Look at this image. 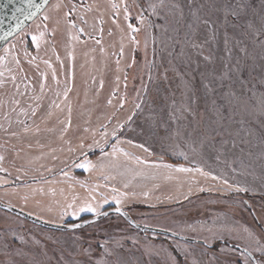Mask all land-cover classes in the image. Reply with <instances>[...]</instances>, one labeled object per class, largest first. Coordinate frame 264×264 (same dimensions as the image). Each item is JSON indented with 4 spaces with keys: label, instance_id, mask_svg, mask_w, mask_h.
<instances>
[{
    "label": "rangeland",
    "instance_id": "374dc122",
    "mask_svg": "<svg viewBox=\"0 0 264 264\" xmlns=\"http://www.w3.org/2000/svg\"><path fill=\"white\" fill-rule=\"evenodd\" d=\"M1 47L0 264H264V0H49ZM114 206L195 240L13 210Z\"/></svg>",
    "mask_w": 264,
    "mask_h": 264
},
{
    "label": "water",
    "instance_id": "95a60500",
    "mask_svg": "<svg viewBox=\"0 0 264 264\" xmlns=\"http://www.w3.org/2000/svg\"><path fill=\"white\" fill-rule=\"evenodd\" d=\"M49 0H32V3L29 4L27 0H0V47L8 41L11 36H14L17 32H19L23 27L27 25V23H30L40 12L45 8ZM77 26L82 28L78 23H76ZM9 33H11L9 35ZM1 201V200H0ZM117 207H111L108 209H105L97 214L83 217L77 221L73 222H52L45 219H41L40 217H37L35 215L29 214L26 211L20 209V208H13V210L18 213L21 216L26 217L28 220H32L41 226L46 227H52V228H59V229H70L82 226L88 222L94 221L104 215L107 212L114 211L116 212ZM121 211L119 212L120 216H123L130 224L135 226L136 228L144 231V230H156L163 232L164 234H171L177 237L186 238L189 239L190 237L176 234L174 232H171L169 230H165L160 227H155L151 225H145L142 223H139L135 219H133L131 216H129V213L122 207H119ZM190 240H195V238H190ZM201 240V239H200ZM203 241V240H202ZM241 250L247 253V255L251 258L254 264H257V261L255 260L256 257L254 254L244 246H239Z\"/></svg>",
    "mask_w": 264,
    "mask_h": 264
},
{
    "label": "snow or ice",
    "instance_id": "6c2138e0",
    "mask_svg": "<svg viewBox=\"0 0 264 264\" xmlns=\"http://www.w3.org/2000/svg\"><path fill=\"white\" fill-rule=\"evenodd\" d=\"M27 2H28L29 4H31V3H32V0H27ZM57 7H59V5H57ZM113 7L116 8L117 5L113 4ZM151 7L153 8V10H155V6H154V5H152ZM75 11H76L75 6L71 7L70 10H69V12L66 13V16H67V17H70V16L72 15V13L75 12ZM125 18H126V19L128 18V10H127V7H125ZM45 19H48V17H45ZM68 23H69L70 25H72L73 27L75 26L74 22H73L71 19L68 20ZM129 28L131 29V31H132L133 33L139 30V29H137L136 27H134V26L131 25V24H129ZM79 31H80V32H83L84 29H83V28H80ZM10 34H11V33H9V35H10ZM43 36H44V33L41 32L40 35H39V37H38V36H35V35L32 37V41H33V43L36 44L37 48H39V46H40L39 41H40V38H42ZM73 38L75 39V37H73ZM132 39L135 40V37L133 36ZM97 43H99V41H97ZM5 51L7 52V50H5ZM120 54L123 55V48H121V50H120ZM5 58H6V57H0V63H2V62L4 61ZM16 62H17V64L19 63L18 60H17ZM45 63H49V62H48V61H45ZM2 75H3V73H0V76H2ZM45 78H46V77H45ZM54 78H55V77H54ZM13 79H15V77H13ZM43 87H44V85L42 84V85H41V88L43 89ZM69 91H70V89H67V88L65 89V91H64V96H65V98H67V95H68V92H69ZM16 103L18 104L19 101H16ZM109 103H111V101H109ZM55 106H56V107H59V104H56ZM70 111H71V110L69 109V112H70ZM33 115H35V111H33ZM25 130H27V129H25ZM113 134L115 135V132H114ZM112 147H113V152H112L113 155H115V153H116L117 151H123L122 149H119L117 145H113ZM140 147H143V145H140ZM124 154H125L126 156L128 155V153H124ZM3 159H4V157H3V156H0V161H2ZM79 166H80V167H84V168H88V167H91L92 165H90V163H85V164H81V165H79ZM166 167H170V166H166ZM179 171L188 172V171H191V170H190V169H187V168H183V167H181V168L179 169ZM196 171H201V170H200V169H196ZM205 175H207V174H205ZM213 179H217V177H213ZM225 183H227V181H225ZM125 187H127V185H125ZM112 191H113V192H118V190L115 189V188H113ZM145 195H147V194H145ZM124 196H127V193H119L118 196L113 197V199H114V200L116 201V203L119 205V204L121 203V198L124 197ZM92 198L95 199V197H92ZM106 202H107V201H105V203H106ZM69 207H71V205H69ZM82 210H83V209H82ZM88 210H89V211H95V209L92 208L91 206H89V209H88ZM115 210H116V212H118V213L121 211V209H120L119 207H117ZM259 251L264 252V249H259Z\"/></svg>",
    "mask_w": 264,
    "mask_h": 264
},
{
    "label": "trees",
    "instance_id": "16d2710c",
    "mask_svg": "<svg viewBox=\"0 0 264 264\" xmlns=\"http://www.w3.org/2000/svg\"><path fill=\"white\" fill-rule=\"evenodd\" d=\"M108 148V146H106V147H103L102 149H97V150H95L92 154H89L88 156L89 157H91V155H94L95 153H98L99 151H101V150H104V149H107ZM164 158V157H163ZM162 157H159V156H157V159H163ZM173 162V161H172ZM175 162V161H174ZM173 162V163H174Z\"/></svg>",
    "mask_w": 264,
    "mask_h": 264
},
{
    "label": "crops",
    "instance_id": "0c3cea01",
    "mask_svg": "<svg viewBox=\"0 0 264 264\" xmlns=\"http://www.w3.org/2000/svg\"><path fill=\"white\" fill-rule=\"evenodd\" d=\"M3 46H4V44L2 45V47H3ZM2 47H1V48H2ZM7 53H8V55H9V54H10V51H7L5 55H7ZM2 55H3V54H2ZM2 57H3V56H2ZM2 63H4V62H2ZM2 63H1V64H2Z\"/></svg>",
    "mask_w": 264,
    "mask_h": 264
}]
</instances>
